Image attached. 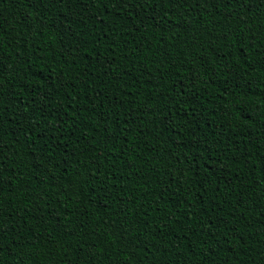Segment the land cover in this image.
Masks as SVG:
<instances>
[{
  "label": "trees",
  "instance_id": "16d2710c",
  "mask_svg": "<svg viewBox=\"0 0 264 264\" xmlns=\"http://www.w3.org/2000/svg\"><path fill=\"white\" fill-rule=\"evenodd\" d=\"M0 264H264V0H0Z\"/></svg>",
  "mask_w": 264,
  "mask_h": 264
}]
</instances>
